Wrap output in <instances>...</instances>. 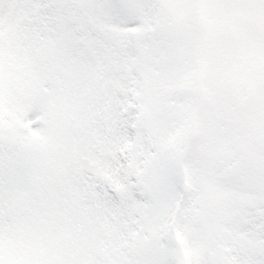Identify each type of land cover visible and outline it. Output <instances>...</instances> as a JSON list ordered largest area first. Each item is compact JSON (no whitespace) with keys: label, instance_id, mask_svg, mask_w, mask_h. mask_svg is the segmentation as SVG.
Segmentation results:
<instances>
[{"label":"snow or ice","instance_id":"1","mask_svg":"<svg viewBox=\"0 0 264 264\" xmlns=\"http://www.w3.org/2000/svg\"><path fill=\"white\" fill-rule=\"evenodd\" d=\"M0 264H264V0H0Z\"/></svg>","mask_w":264,"mask_h":264}]
</instances>
